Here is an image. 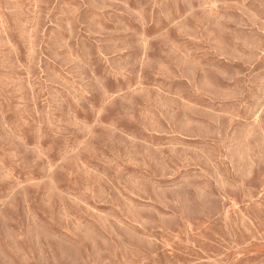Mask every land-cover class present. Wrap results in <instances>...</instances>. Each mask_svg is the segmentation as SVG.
<instances>
[{
    "label": "rangeland",
    "instance_id": "obj_1",
    "mask_svg": "<svg viewBox=\"0 0 264 264\" xmlns=\"http://www.w3.org/2000/svg\"><path fill=\"white\" fill-rule=\"evenodd\" d=\"M0 264H264V0H0Z\"/></svg>",
    "mask_w": 264,
    "mask_h": 264
},
{
    "label": "bare ground",
    "instance_id": "obj_2",
    "mask_svg": "<svg viewBox=\"0 0 264 264\" xmlns=\"http://www.w3.org/2000/svg\"><path fill=\"white\" fill-rule=\"evenodd\" d=\"M261 111V110H260Z\"/></svg>",
    "mask_w": 264,
    "mask_h": 264
}]
</instances>
